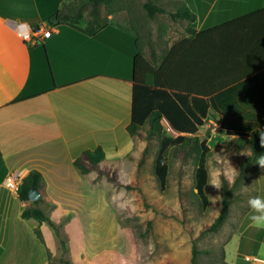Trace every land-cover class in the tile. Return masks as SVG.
<instances>
[{"label":"crops","instance_id":"1","mask_svg":"<svg viewBox=\"0 0 264 264\" xmlns=\"http://www.w3.org/2000/svg\"><path fill=\"white\" fill-rule=\"evenodd\" d=\"M67 1L0 0V247L3 248L0 263L3 264H48L39 247L37 228L53 254L58 243L47 223L22 218V211L33 202L21 200L18 192L7 187L6 179L11 173H20L23 179L33 170L41 172L39 206L58 223L70 216L63 227L71 244L84 243L87 226L81 214L96 188L89 179L92 172L81 173L74 165L75 159L83 151L98 146L106 154L103 164L124 160L135 151L137 141L127 126L132 120L131 77L136 47L126 34L138 39L145 56L159 63L176 43L192 36L188 28L198 33L264 8V0H153L168 11L186 5L196 15L193 22L173 20L178 24L174 37L170 28L162 25L160 38L167 41V46L159 52L152 42L148 48L145 46L137 23L140 13L135 9L125 13L122 24L114 19L117 12L110 14L111 26L94 34L85 31L87 19L80 26L53 24L51 17ZM39 27L51 30V35L39 34L32 42L20 35L21 31ZM254 28L258 35H244L252 41L241 64L234 69L228 67L233 72L229 74L236 79L264 72V20L254 21ZM206 54L204 57L203 52L204 62H208ZM208 66L209 63H204V72ZM196 79L200 81V77ZM204 86H209L208 76L204 77ZM259 87L261 97L262 86ZM22 94L25 98L17 100ZM261 175L264 177V170Z\"/></svg>","mask_w":264,"mask_h":264},{"label":"trees","instance_id":"2","mask_svg":"<svg viewBox=\"0 0 264 264\" xmlns=\"http://www.w3.org/2000/svg\"><path fill=\"white\" fill-rule=\"evenodd\" d=\"M120 3V0H69L51 17V20L58 26L64 24L80 26L82 21L87 19L85 31L94 34L97 30L111 26L102 16V6H105L109 14H114L119 11ZM142 5L152 19L165 13L174 21L193 22L196 19V15L186 5H181L175 11H168L153 0L143 1ZM130 9H135L134 3H131ZM260 20H264V8L198 33L188 28V32L194 37L190 36L176 43L159 63L146 57L140 48L139 40L125 33L135 41L136 47L131 77L132 120L127 130L133 137L145 142L140 156L136 159L138 171L147 162L150 142L158 137L160 147L154 161V172L160 188L164 190L168 184L169 154L172 149L179 150L185 157L193 156L197 159V195L202 201V206L207 207L210 202L206 192L209 175L207 158L211 147L208 144L210 136L201 138L198 135L200 128L211 119H217L220 129L227 136L234 138L238 152L247 146L251 148L250 154L240 164L239 173L232 186L224 179L221 211L204 227L203 233L217 232L226 222L233 203L234 188L243 183L251 171L250 166L254 164L253 168L257 174L264 170L257 163L259 156L264 155V144H261L260 137V131H264V72L236 79L229 74L233 72L228 68L234 69L241 64V58L247 54V45L252 41L251 38H244V35H258L254 21ZM207 41H210L208 52ZM203 52L204 57H207L208 53V62H204ZM204 63H209L205 72L202 69ZM196 76L200 77V81H197ZM206 76L209 80L208 88L204 86ZM23 98L24 94L17 100ZM164 121L177 133L176 135L169 133ZM105 158L103 147L98 146L83 151L75 159L74 165L83 174L97 171L99 175H103L106 174L102 165ZM127 158L133 159V153ZM121 161L122 159H117L113 163ZM111 178L117 180L116 175ZM42 180V174L37 170L23 177L18 190L19 198L28 201L30 190L33 187L41 188ZM125 186L131 187L130 184ZM41 200L34 201L22 211L21 216L25 219H35L40 224L47 223L59 237L61 250L66 254L69 252V238L62 229L70 216H66L60 223L54 221L39 206ZM248 217L249 215L245 219L244 227L250 224ZM36 234L43 241L39 228L36 229ZM200 252L202 251L196 248L193 250L191 264H198ZM57 260H60V264H73L69 258L55 257L49 258L48 264H56Z\"/></svg>","mask_w":264,"mask_h":264},{"label":"rangeland","instance_id":"3","mask_svg":"<svg viewBox=\"0 0 264 264\" xmlns=\"http://www.w3.org/2000/svg\"><path fill=\"white\" fill-rule=\"evenodd\" d=\"M120 1L122 8L119 7L118 16L114 19L124 23L123 17L134 3L135 10L140 13L137 23L145 46L148 48L152 42L161 52L167 46V41L160 38L162 25H167L171 37H174L178 24L168 15L150 18L143 8L144 0ZM109 15L102 6V16L107 22ZM164 124L171 135L177 134L166 121ZM198 135L201 138L210 136L208 173L217 169L221 172L220 189L207 184L210 201L207 207L202 206L197 195L195 157H185L179 150L172 149L169 154L168 184L162 190L154 172L160 139L156 137L150 142L147 162L138 171L136 159L145 142L137 138L133 159L102 164L106 174L99 175L97 171L90 174L89 179L96 190L81 214L87 226L84 229V243L71 244V238L63 227V233L69 238V252L65 254L61 250L59 237L51 228L58 242L57 252L54 249L55 254L52 253L43 236V242L39 239V247H42L45 259L49 262L51 257L69 258L73 264H191L196 248L202 251L198 255V264H264V261L254 259L264 260V229H258L251 223L243 226L250 213L248 199L264 187L263 172L257 174L254 164L250 166L251 171L243 183L234 188L230 214L223 226L217 232H202L221 211L224 179L232 186L240 164L250 154L251 148L247 146L238 152L234 138L220 129L217 119H211ZM231 165L238 170L234 176ZM113 175L117 180L111 178ZM126 184L131 187H126ZM214 199L219 201L214 204ZM247 256L251 259L248 260ZM55 262L60 264V260Z\"/></svg>","mask_w":264,"mask_h":264},{"label":"clouds","instance_id":"4","mask_svg":"<svg viewBox=\"0 0 264 264\" xmlns=\"http://www.w3.org/2000/svg\"><path fill=\"white\" fill-rule=\"evenodd\" d=\"M261 144H264V131H260ZM257 163L264 168V155H260ZM231 171L233 176L237 174V169L231 165ZM221 172L219 169L210 170L208 175V185H212L217 189L221 188L220 180ZM219 198V196H216ZM219 199H214L212 203H216ZM248 208L250 214L248 219L252 226L258 229H264V188L260 189L257 195L251 196L248 199Z\"/></svg>","mask_w":264,"mask_h":264},{"label":"built area","instance_id":"5","mask_svg":"<svg viewBox=\"0 0 264 264\" xmlns=\"http://www.w3.org/2000/svg\"><path fill=\"white\" fill-rule=\"evenodd\" d=\"M39 34H42L44 37H48L51 35V30H44L42 27H39L36 30H25L21 31L20 35L23 37V39L27 40L28 42H32L36 37H38ZM22 182V176L20 173H11L7 179H6V185L9 189L18 192L20 183ZM248 260L251 259V257H246ZM257 261H264L260 258H254Z\"/></svg>","mask_w":264,"mask_h":264},{"label":"water","instance_id":"6","mask_svg":"<svg viewBox=\"0 0 264 264\" xmlns=\"http://www.w3.org/2000/svg\"><path fill=\"white\" fill-rule=\"evenodd\" d=\"M42 198V193L41 191L39 190L38 187H33L30 192H29V200L31 202H34L38 199H41Z\"/></svg>","mask_w":264,"mask_h":264}]
</instances>
